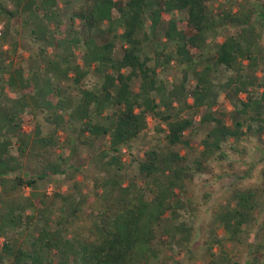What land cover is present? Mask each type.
<instances>
[{"label": "trees", "instance_id": "1", "mask_svg": "<svg viewBox=\"0 0 264 264\" xmlns=\"http://www.w3.org/2000/svg\"><path fill=\"white\" fill-rule=\"evenodd\" d=\"M216 1L0 0V264H168L160 237L192 252L187 195L212 161L224 192L203 241L207 264H264V167L245 158L250 134L264 133V0H224L214 12ZM20 19L38 46L28 69L9 58ZM169 66L182 75L167 86L158 69ZM224 70L230 99L248 93L230 124L213 109ZM175 101L211 125L194 165L175 149L189 146L195 122ZM149 117L169 154L159 143L134 153ZM59 175L67 190L39 192Z\"/></svg>", "mask_w": 264, "mask_h": 264}, {"label": "rangeland", "instance_id": "2", "mask_svg": "<svg viewBox=\"0 0 264 264\" xmlns=\"http://www.w3.org/2000/svg\"><path fill=\"white\" fill-rule=\"evenodd\" d=\"M222 1L224 2V0H219L213 4L215 8L214 12L218 10L219 3ZM176 14L179 18L184 17V13L182 12H177ZM169 17L170 15H165L166 19H168ZM21 20L22 19L16 21V26H18L22 34V37L21 36L17 37V39L20 42L19 49L18 51H16V53L11 52L9 58L17 63L18 62L22 63L25 66V68L28 69L30 68L31 64H33V60H32L33 58H31V56L34 53H36V51L38 50V46L33 41H31V37H30L31 36L30 32L33 29V23H30L27 26L23 27ZM44 28L45 27L42 26L41 30H43ZM163 38H164L163 35L159 34L157 40H159L160 42L161 40H163ZM220 39H222V37ZM159 45H163V44L159 43ZM6 48H8L7 44L4 46V49ZM158 71L160 72V76L165 75L169 79L173 78V80L181 79L182 73L180 69H177L173 66H170V68L166 69L165 71H163L162 67H160ZM230 75L231 72L224 70V72H222V75L216 81L223 82ZM94 80L95 77L92 76L89 79V83L93 82ZM191 81L193 82V80ZM227 106H228V102L226 100V97L221 92L219 95V100H218V104L216 105V108H223ZM186 110L187 109H185V111ZM187 113L192 114V112L190 113V110H187ZM194 118H195V122L193 128L186 133L187 138L191 140V146L178 145L175 147V149L178 150L181 155L183 156L186 155L188 161L193 165H194V160L198 155L197 149H199L201 141L206 136L208 131V125L202 124L200 122V115L196 114ZM40 119L42 122H44L43 126L46 132L47 130L50 129V125L49 123L46 122V120H44L43 115H40ZM227 119H228L227 121L231 123L230 115L228 116ZM150 120H151L150 128L148 132L142 134V138L139 140L138 143L139 147L135 148L134 153L140 154L142 156L143 149L147 148L150 144L159 143L160 146L162 147L164 155L169 154V149L166 145V141L162 140L163 136L157 134L153 128V126L157 124L156 121H152V119ZM33 128H34L33 123L31 122L23 123V130L25 132L27 133L32 132ZM246 147L248 150V153L245 157L246 160L249 162L255 161L259 167L263 168L264 151H262L261 148L262 147L264 148V133L262 134V136L256 134L255 132L251 133L249 140L246 143ZM226 149L229 150L230 145H227ZM229 151H231L230 158L234 160L240 159V155L238 153L232 152V150ZM124 152H125L124 153L125 155L123 157L124 160H127V162L130 163L133 157L131 156L130 152L127 149H125ZM87 158L86 155L84 154L83 159L87 160ZM134 164L133 166L127 165V169L129 172H131V174L137 172L136 166ZM240 165L242 167L244 166V164H241L239 162L235 163V166H240ZM214 170L220 172L219 164L216 161H212L211 163H209L208 168L206 170L196 175L195 181L193 184H191L190 192L187 195L190 198V201L193 202V205L195 207L194 209H196L195 211L196 215H193L194 210L192 211V214L188 212V214L185 215L187 216L186 219L188 223L192 224L195 227V231H197L194 232L195 238L192 242V249H193L192 252H187L185 249H179L176 246H174L172 249L173 245L166 243L169 240L168 237L166 235L160 237V241L163 247L161 258L164 257L168 261V264H173L174 259H177L181 264H207L208 253L206 251V248L203 246V241L208 234V222L211 219L212 207L213 205H219L220 203L223 202L220 201L221 200L220 195H222L224 192L220 182L216 178H214ZM258 175L259 174L256 175L257 179L264 184V178H261ZM78 179L83 180V175L78 176ZM224 182L229 183L230 182L229 177L225 178ZM68 185L69 182H67V180L63 176L59 175L54 178L41 181L38 190L39 192L47 191L49 193L53 192L54 189H60L62 191H65L67 190ZM85 185H86L85 189L90 191V189L92 188L91 179L86 180ZM24 190L27 194H31L33 192L38 193V191H32V189H30L29 187H26ZM209 191H211L212 193L207 195ZM167 226L168 225H166V227ZM165 233L167 234L168 232L165 231ZM2 240L4 239L2 238ZM150 264H160V262L154 259L150 262Z\"/></svg>", "mask_w": 264, "mask_h": 264}, {"label": "crops", "instance_id": "3", "mask_svg": "<svg viewBox=\"0 0 264 264\" xmlns=\"http://www.w3.org/2000/svg\"><path fill=\"white\" fill-rule=\"evenodd\" d=\"M168 68H170V66L169 67H162V70L163 71H165L166 69H168ZM158 74H159V78H162V79H165L166 80V84H167V86H170V85H172V84H174V83H176V82H178L179 80H173V78H171V79H169V78H167V76H160V72L158 71ZM257 74L260 76V75H262V72L261 71H258L257 72ZM231 76V75H230ZM229 76V77H230ZM220 77V76H219ZM229 77L225 80V81H223V82H220L219 81V83H218V85H217V91H218V94L215 96V100L217 101V103L216 104H214V108L213 109H215V110H223V111H225L226 113H228L227 114V116H226V118H228V116H229V114H231L233 111H234V106H241L242 105V101L244 100V101H246L247 100V92H241V93H239V95H238V97H233V100L232 99H230L229 97H228V93L230 94V93H232L231 91L229 92V91H227L228 89H225V88H223V87H221V83H225L228 79H229ZM262 91V88H257V87H251L250 89H249V92L250 93H252V96H254V97H256V98H258L259 99V94H260V92ZM223 93L224 94V96L226 97V100H227V102H228V106L227 107H223V108H216V105L218 104V100H219V95H220V93ZM228 92V93H227ZM245 94H246V96H245ZM244 96V97H243ZM191 102H192V98L191 97H189L188 98V100H187V103L188 104H191ZM235 102V103H234ZM186 102H182V103H179L178 101H175L174 102V106H176V108H177V111H179V113L181 114V116H188V115H190V114H188L187 113V110H190L188 107H187V105L185 104ZM185 109H187L186 111H185ZM192 112V110H190V113ZM196 115H194V113H193V118L195 117ZM150 119H152V117H149V121H151ZM228 120V119H227ZM152 121H153V119H152ZM154 121H156V123H157V121H158V119H155ZM194 121H195V118H194ZM228 122V121H227ZM229 123V122H228ZM206 125H208V131H209V129H210V127H211V125H210V123H205ZM230 124V123H229ZM193 128V127H192ZM191 128V129H192ZM189 131V130H188ZM208 131H207V133H208ZM187 133V132H186ZM207 135V134H206ZM206 137V136H205ZM204 137V138H205ZM190 140V139H189ZM203 140V139H202ZM202 142V141H201ZM188 146V145H187ZM189 146H191V140H190V144H189ZM199 148H202V145L200 144V146H199ZM178 151V150H177ZM180 153V152H179Z\"/></svg>", "mask_w": 264, "mask_h": 264}]
</instances>
